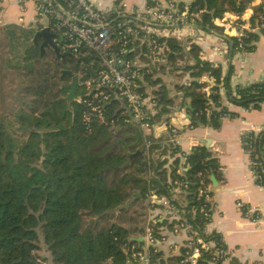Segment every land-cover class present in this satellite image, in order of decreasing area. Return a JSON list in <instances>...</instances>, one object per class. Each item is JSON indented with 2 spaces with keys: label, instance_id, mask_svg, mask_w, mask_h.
I'll list each match as a JSON object with an SVG mask.
<instances>
[{
  "label": "trees",
  "instance_id": "16d2710c",
  "mask_svg": "<svg viewBox=\"0 0 264 264\" xmlns=\"http://www.w3.org/2000/svg\"><path fill=\"white\" fill-rule=\"evenodd\" d=\"M250 3L194 0L189 14L199 15L200 27L217 31L214 20L226 13L240 16ZM250 22L254 27L264 24V0L254 9ZM260 31L264 33V27ZM35 34L34 28L16 25L0 31V264H126L124 248L136 244L132 235L145 229V200L151 191L168 198L185 213L191 227L205 235L210 218L204 212L211 211L212 206L199 198V188L202 181L211 182V175L220 179L221 172L210 150L199 146L184 155L188 167L184 176L178 174L180 160L176 159L169 183L166 163L155 164L148 154L158 146L146 150L143 131L131 121L120 101L106 107V118L115 120L114 125L94 117L90 127L84 121L86 107L77 101L68 105L65 86L71 79L61 78L62 71L70 70L76 76H81L83 69L92 71L90 58L65 53L58 44L65 58L51 46L31 56L34 51L28 48L35 43ZM253 37L249 34L243 40L245 51ZM228 40L234 51L237 40ZM43 41L40 38L35 43L38 49ZM168 45L171 52L167 61L174 62L183 55L182 46L171 39ZM192 51L197 55L198 47ZM49 52L53 61L48 59ZM184 69L191 70L194 79L205 74L215 77L217 84L223 83L227 89L230 101L247 110H258L264 103V82L239 86L233 92L229 79L210 62L197 59L194 66ZM144 76L151 85L160 84L159 80L153 82L146 70ZM203 86L194 80L180 87L183 98L192 103V125L207 124L211 113V124L218 128L221 118L231 113L222 103L218 86L212 88L210 96ZM81 88L83 93L82 86L77 91ZM153 95L158 106L171 102L165 86H159ZM249 138L247 135L244 143ZM254 141L251 159L259 164L256 174L263 179L257 183L264 186V132ZM151 169L156 170L157 177ZM179 183L186 193V207L172 200L171 191ZM164 226L172 228L167 221H158V239L162 238L158 229ZM205 240L214 242L220 253L216 264H221L226 249L220 236H206ZM44 247L49 257L39 254ZM212 252L202 250L201 262H210ZM182 257L169 264H179Z\"/></svg>",
  "mask_w": 264,
  "mask_h": 264
},
{
  "label": "crops",
  "instance_id": "0c3cea01",
  "mask_svg": "<svg viewBox=\"0 0 264 264\" xmlns=\"http://www.w3.org/2000/svg\"><path fill=\"white\" fill-rule=\"evenodd\" d=\"M168 0H89L97 9L107 11L117 5H123L129 13L143 12L147 7L156 2L165 4ZM194 0H183V8L188 11L187 19L169 30H160L156 33L159 39L165 40L164 56L166 59L165 74L170 81L165 84L161 79H155L149 68L147 73L152 75V81L159 80V85H151L148 79L143 77L142 83L152 93L165 86L168 98L171 99L167 106L159 104L155 116V127L149 132H143L144 145L147 140L153 141L158 146L153 153H148L150 159L158 164L165 162L164 168L171 182V168L176 159L180 160L178 174L184 176L188 167L184 155H190L194 148L199 146L209 147L213 157L221 166L220 179L211 175L212 191V217L206 224L205 232L208 236L219 235L225 246L224 259L221 264H264V186L256 182L250 166V157L246 153L242 142L243 136L251 131L258 132L264 126V103L258 110H247L232 103L228 91L223 83L217 84L215 77L203 75L194 79L191 70L185 67L194 66L197 59L210 62L214 68H219L223 78H228L229 86L233 92L239 86H247L264 82V33L257 30L253 33V39L247 44V51L232 49L230 39H236L233 35L227 37L223 24L236 17L245 20L251 19L254 9L263 3V0H251L249 7L242 15L226 13L223 18L214 20V25L219 30H206L197 24L199 15H190L189 11ZM7 25H16L23 29L34 28L36 32L41 29V24L36 19L34 4L32 2L22 5L19 0H0V31ZM176 40L182 46L183 55L176 61L168 60L166 56L171 52L168 40ZM192 47H198V54L192 51ZM138 53H136V56ZM143 58V57H142ZM141 58V59H142ZM194 80L211 89L218 86L223 105L231 113L219 121L220 126L214 128L211 124L212 115L208 113V123L192 125L188 105L192 106L190 99L183 98L180 87L190 85ZM203 86V91L204 87ZM205 92V91H204ZM179 102L173 104V100ZM165 109V111H162ZM180 127L182 129L181 144L174 152L168 144L169 129ZM149 159V160H150ZM151 174L156 170L150 171ZM157 177V175H155ZM151 176H146L147 180ZM154 177V176H153ZM216 180V184L213 182ZM152 178L150 179V181ZM183 184H177L171 191L172 200L177 201L183 207L187 205L186 193ZM158 195V194H157ZM159 196V195H158ZM166 198L165 196H159ZM149 198V197H148ZM149 199L145 200L146 219L152 216V210L148 207ZM245 206L250 213L239 208L238 204ZM150 205V204H149ZM162 206L156 207L153 214H158ZM256 212L258 217L253 215ZM164 220L160 219V222ZM145 226V225H144ZM165 228V229H164ZM190 232L183 231L173 234L171 229L163 227L162 241L158 244V255L162 264L174 263V260L183 256L187 251L190 240ZM140 240H137V239ZM132 241L144 245L142 234L131 237ZM216 246H214V249ZM49 257V256H46ZM172 260V261H171Z\"/></svg>",
  "mask_w": 264,
  "mask_h": 264
},
{
  "label": "built area",
  "instance_id": "2783aa9c",
  "mask_svg": "<svg viewBox=\"0 0 264 264\" xmlns=\"http://www.w3.org/2000/svg\"><path fill=\"white\" fill-rule=\"evenodd\" d=\"M19 2L22 5L29 2L34 4L36 19L41 28H48L55 35L54 42L60 45L63 52L90 58L89 66L92 71H88L89 77L81 85L84 90L77 101L87 109L84 121L89 127L94 117L105 125L115 124V120L108 121L106 118V107L113 101H120L123 104L131 116V121L143 132H149L155 127L158 103L153 93L148 91L144 84L141 85L145 68H149L150 63L142 64L140 59L146 56L152 62L161 59L166 63L164 44L158 41L155 32L172 29L187 19L188 11L183 8V0H168L165 4L156 2L143 12L132 13L121 4L110 10L101 11L89 0H19ZM223 27L228 38L232 35L236 38L235 49L244 52L246 45L243 40L249 34L263 28L264 24L254 27L250 19L245 20L241 16L225 22ZM127 54L134 56L127 57ZM204 91L208 96L212 94L210 87H205ZM181 131L180 127L169 129L168 144L172 148L180 146ZM263 132L264 126L258 132L246 133L242 140L250 157L251 171L256 182L262 181L263 177L256 174L259 164L252 162L251 156L254 152V137ZM247 135L250 136L249 142L244 143ZM153 145L151 140H147V149ZM211 194V186L202 181L199 198L212 206ZM147 196L152 216L147 219L142 233L145 243L144 245L136 243L124 248L126 264H162L157 255L159 253L157 246L162 238L158 239L155 236L156 225L160 219L172 225L171 232L175 235L183 231L190 232L187 251L179 264L217 263L220 253L217 249L213 250L216 246L214 242L205 240L208 236L206 232L205 235L204 233L201 235L193 229L184 217L185 213L180 212L168 198H160L154 191ZM159 205L163 209L158 211V214H153ZM238 206L245 210L246 214L250 213L242 204L239 203ZM210 210L212 211V207ZM201 211H204V206ZM211 211L204 212L207 218L211 219ZM253 215L258 217L256 212ZM158 231L161 235L163 227ZM202 250L213 251L210 262H201Z\"/></svg>",
  "mask_w": 264,
  "mask_h": 264
},
{
  "label": "water",
  "instance_id": "95a60500",
  "mask_svg": "<svg viewBox=\"0 0 264 264\" xmlns=\"http://www.w3.org/2000/svg\"><path fill=\"white\" fill-rule=\"evenodd\" d=\"M40 38L44 40L41 46L43 51L46 47L51 46L59 57L65 58V55L61 54L59 48L54 42L55 35L51 33V31L48 28H41L40 30L36 32L35 37H34L35 43ZM66 76L71 79V82L65 86V88L69 90L68 95H67V103L70 106L73 101H78L79 97L77 96V89L88 79L89 72L86 69H83V75L76 76L70 70H63L61 78L64 79ZM187 109L189 110L190 113L193 112L191 105H188ZM189 118H191V116H189ZM206 147H209V142H206ZM212 180L215 184L217 183L215 178H213ZM137 240H140V239L138 238Z\"/></svg>",
  "mask_w": 264,
  "mask_h": 264
},
{
  "label": "rangeland",
  "instance_id": "374dc122",
  "mask_svg": "<svg viewBox=\"0 0 264 264\" xmlns=\"http://www.w3.org/2000/svg\"><path fill=\"white\" fill-rule=\"evenodd\" d=\"M33 42H34V40H33ZM41 46L38 49V46H36L35 43H33V45H29V48L28 49L34 51L33 54H30V53L29 54L31 56H38L37 55L38 52L43 53V50H42V47ZM48 59H49V61H53V59H52V53H50V52L48 54ZM140 62L142 64L150 63V67H149L148 70L152 72V74L154 75V78L155 79H159V80L161 79V81L164 82L165 84H167L170 81V78L164 72V70L166 69V63H163L161 59H159L156 62H152L151 59H148L145 56L142 59H140ZM77 94H78V96H81L82 95V88L77 91ZM177 102H179V99L177 100V98H176V99L173 100V104H175ZM146 150H147V148H146ZM132 236H136V234H133ZM39 254L41 256H48V255H50V253L46 250V247H44L42 250H40ZM49 264H50V262H49ZM51 264H53V263H51Z\"/></svg>",
  "mask_w": 264,
  "mask_h": 264
}]
</instances>
